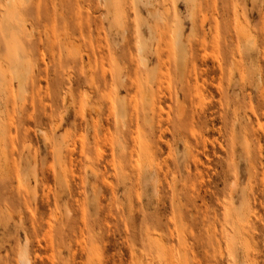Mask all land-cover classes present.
Instances as JSON below:
<instances>
[{
  "label": "rangeland",
  "instance_id": "374dc122",
  "mask_svg": "<svg viewBox=\"0 0 264 264\" xmlns=\"http://www.w3.org/2000/svg\"><path fill=\"white\" fill-rule=\"evenodd\" d=\"M24 251L264 264V0H0V264Z\"/></svg>",
  "mask_w": 264,
  "mask_h": 264
},
{
  "label": "bare ground",
  "instance_id": "6f19581e",
  "mask_svg": "<svg viewBox=\"0 0 264 264\" xmlns=\"http://www.w3.org/2000/svg\"><path fill=\"white\" fill-rule=\"evenodd\" d=\"M8 1V0H7ZM237 18H239V17H237ZM236 18V19H237ZM239 19H237L236 21H238ZM240 21V20H239ZM237 23H239V22H237ZM241 23L239 24V28L241 27ZM238 26V25H237ZM241 29V28H240ZM240 32V31H239ZM243 32V31H242ZM244 34V33H243ZM249 42V41H248ZM247 43V42H246ZM250 44V43H249ZM247 45V44H246ZM250 46V45H249ZM252 46V45H251ZM139 51L140 52H142V47H141V49H139ZM139 54V53H138ZM142 55V54H141ZM142 59V58H141ZM30 60V59H29ZM144 60V59H143ZM29 70V69H28ZM69 78H70V76H69ZM88 94V93H87ZM86 95V94H85ZM86 97V96H85ZM86 99H87V97H86ZM86 104H87V102H86ZM236 184V183H235ZM229 210V209H228ZM230 213V212H229ZM27 242H28V240H27ZM160 242H162V241H160ZM20 262H21V264H31V261L27 258V256H26V251H24L23 253H21L20 254Z\"/></svg>",
  "mask_w": 264,
  "mask_h": 264
}]
</instances>
